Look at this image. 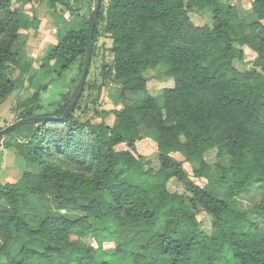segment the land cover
I'll list each match as a JSON object with an SVG mask.
<instances>
[{"label":"trees","instance_id":"trees-1","mask_svg":"<svg viewBox=\"0 0 264 264\" xmlns=\"http://www.w3.org/2000/svg\"><path fill=\"white\" fill-rule=\"evenodd\" d=\"M94 2L47 57L62 60L55 76L77 66L72 86L47 106L41 90L53 78L19 98L14 121L25 123L0 143V160L5 149L14 150L22 168L18 181L0 184V264H264V195L237 210L194 183L184 167L203 177L210 165L205 154L215 149L229 157L228 195L250 182L260 183L264 194V31L260 37L242 32L236 6L221 0H102L91 63L99 38L108 37L112 64L103 63L101 73L119 86L121 98L128 91L140 103L109 110L113 125L103 115L96 120L88 95L100 85L86 79L65 120L36 122L65 110L82 70ZM250 3L252 15L264 19V0ZM49 6L71 10L69 0H49ZM199 13L211 25L195 24L191 14ZM20 27L14 0H0V106L16 88L12 69L19 68L18 76L23 67L15 49ZM244 46L256 56L240 71L234 61ZM158 63L174 81L161 88L162 102L149 93L144 73ZM143 129L156 144L155 167L132 153ZM120 144L127 149H116ZM172 179L182 191L170 190ZM32 196L49 201L36 221L23 213ZM200 212L210 216L208 231Z\"/></svg>","mask_w":264,"mask_h":264},{"label":"rangeland","instance_id":"rangeland-1","mask_svg":"<svg viewBox=\"0 0 264 264\" xmlns=\"http://www.w3.org/2000/svg\"><path fill=\"white\" fill-rule=\"evenodd\" d=\"M224 7L227 5H235L237 8L238 18L235 20V26L238 24L242 32H250L255 37H260L264 31V19L259 20L256 16L252 15L250 11L251 0H221ZM80 2V3H79ZM87 0H76V3L71 5V10L67 11V18L63 17L65 10L60 11L58 8L51 10L58 18L57 26L54 30H46L45 34L37 38L39 41L35 43L34 46L30 43L31 32L27 29V18L23 15L21 18V27L19 29L18 41L15 45V49L19 54L21 65V74L17 76L19 68L15 67L12 69V77H17V81L24 82L23 85L17 83L15 90L5 99V101L0 106V129L6 125L14 122L19 110V98L23 99L30 95V92L36 89L37 84L46 83L50 78V84L45 90H41V103L45 106L53 103L60 99L61 94L69 90L72 86V81L77 75V66L74 64L63 72L60 76H55L59 71L58 63L54 60H47L49 52H51L52 43L56 41L59 37H62L65 28L72 27L77 28L80 25L78 22L79 13L81 9V3L87 4ZM79 3V4H78ZM94 5V4H93ZM79 7V9H77ZM62 8V7H61ZM51 9V8H50ZM39 14L34 13L32 19L33 34L40 33L37 31L38 27L41 25L38 19ZM191 18L195 24L211 25V19L206 13L191 14ZM110 39L106 36L100 37L97 42L95 57L91 63L89 73L87 76V82L89 86L95 84L100 85L99 88L94 87L88 95L90 100H95L94 107L97 110V114L94 115L91 112V117L94 119H99L101 115L104 117L109 125L115 123V117L113 114H108L109 110L121 109L124 105H134L139 104L141 96L133 95L126 91L124 97H120V88L118 85L112 83L109 79L104 78L101 73V65L103 63L112 64L111 54L107 52V45ZM255 53L244 46V56L241 59H236L234 61V66L240 70L244 71L251 67L252 60L255 57ZM28 68V69H27ZM29 68L34 73L33 83L30 81L31 77H28ZM166 70V65L163 63H158L157 65L148 68L144 73L148 77V91L150 94L157 97V99L162 102V89L163 87H169L174 84L172 78H167L163 76V72ZM28 77V78H27ZM264 80V75L262 76ZM36 83V84H35ZM32 84V86H31ZM38 87V86H37ZM73 90V89H72ZM84 104V103H82ZM149 130L143 129L141 131L142 138L136 142L135 149L132 153L136 157L142 159H151L152 165L157 166V161L155 158L156 144L148 137ZM127 149L126 145H118L116 149ZM173 157L178 160H183V156L180 153H173ZM206 161L210 164L203 177H195L192 173L191 166L187 163L185 164V170L188 173L191 180L198 184L199 186L208 187L214 193H216L221 198H226L230 201L233 208L237 210H245L250 208L252 205L260 201L263 197L261 184L258 182H250L245 191L231 197L228 195V178L229 172L226 167L229 163V157L227 156H217L216 150L212 149L205 154ZM22 175L21 162L16 156L14 150H4L2 159L0 160V184L3 183H14ZM170 190L182 191V185L176 180L172 179L168 183ZM47 196L40 198L37 196H32L30 198V206L23 212L27 217L32 218V220H39L44 217L46 211L48 210L49 201L46 199ZM66 214L69 216H79L78 212L67 211ZM252 215V214H251ZM252 217H259L258 215H252ZM197 218L202 223V228L205 230L210 229V216L204 212H200ZM86 240H90L84 237Z\"/></svg>","mask_w":264,"mask_h":264},{"label":"crops","instance_id":"crops-1","mask_svg":"<svg viewBox=\"0 0 264 264\" xmlns=\"http://www.w3.org/2000/svg\"><path fill=\"white\" fill-rule=\"evenodd\" d=\"M90 2H92V0H87V2H86L87 4L81 3L82 6H81V9H80V13H79V17L80 18L78 19V22H80V24L82 22L83 16H85L87 14V12L89 11ZM69 3H70V5H73L74 3H76V0H69ZM14 4L19 9L21 18H22L23 15L27 18L26 25H27V29L32 34L29 38H30V43H32L33 46H34L35 43H38L39 40L37 38H40V36L45 34L46 33L45 31L48 30V29L51 30V31L54 30L56 28V26H57L58 21L61 20V18H58L54 13H52V11L50 9V6H49V0H41L39 2H31L29 0H14ZM93 4H92V6H93ZM92 6H91V8H92ZM77 9H79V7H77ZM34 13L39 14L38 15L39 16L38 19L41 22V25L37 29V31H39L40 33H38L37 35H36V33L33 34V30H30L32 28V19L34 17L33 16ZM67 15H68V12L66 11V12H64L63 17L67 18ZM59 39H61V37H59L56 41H54L52 43L53 45L51 46V49L53 48V46L55 45V43ZM110 45H111V40H110L109 44L107 45V47H109ZM107 52L110 53L109 51H107ZM111 59H112V55H111ZM54 62L58 63V68L62 64V60H60V59L54 60ZM57 70L58 69H56L55 72ZM29 76L31 77L32 84H34L33 83V79H34L33 69L31 70L29 68L28 77ZM17 83H19L20 85L24 84V82H22V81H19V82L16 81V85H17ZM32 84H31V86H32ZM41 84H44V83H41ZM147 85H148V83H147ZM36 88H37V86H36ZM120 145H122V144H120ZM123 149H125V148H123Z\"/></svg>","mask_w":264,"mask_h":264},{"label":"water","instance_id":"water-1","mask_svg":"<svg viewBox=\"0 0 264 264\" xmlns=\"http://www.w3.org/2000/svg\"><path fill=\"white\" fill-rule=\"evenodd\" d=\"M101 2L102 0H95V3L91 8V12L89 15L88 24L86 28V44H85L82 70L75 84V87L73 88L71 92V95L69 97V100L65 107L64 112L59 117H55V116L37 117L35 118L36 122H46L48 120H65L68 114L71 113L72 110L74 109L76 102L83 91V88H84V85H85V82L88 76V72L90 69L92 51H93V31H94L97 15L101 7ZM24 123H25V120L20 119V120L14 121L6 125L5 127L1 128L0 129V143L2 142V140L4 139V137L6 136L8 132L12 131L13 129H15L16 127L20 125H23Z\"/></svg>","mask_w":264,"mask_h":264}]
</instances>
